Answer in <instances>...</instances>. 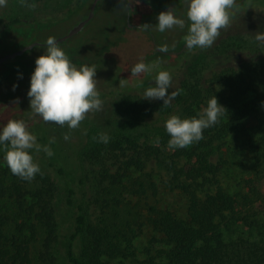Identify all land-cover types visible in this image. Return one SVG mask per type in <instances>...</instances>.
Here are the masks:
<instances>
[{"label":"trees","instance_id":"obj_1","mask_svg":"<svg viewBox=\"0 0 264 264\" xmlns=\"http://www.w3.org/2000/svg\"><path fill=\"white\" fill-rule=\"evenodd\" d=\"M262 1L257 2L261 5ZM91 3L92 0H79L62 18L29 23L30 30L46 31L85 19ZM114 4L108 9L99 5L96 17L82 33L59 44L78 68L95 65L101 95H117L107 125L89 128L80 145L55 150L63 156L51 160L49 167L57 171L58 178H68L63 182L47 174L36 175L29 182L13 175L8 167L0 171V264H123L116 261L130 258L133 239L124 230L135 232L133 225H138V220H119V212L114 209V216L104 212L93 222L87 217L83 201L77 199L78 185L85 183L84 164L107 156L119 159L125 171L110 177L115 186L124 184L122 178L134 170L141 175L131 181L130 192L139 198H157L164 185L166 190H177L188 200L185 214L147 204L148 225L155 234L152 242H160L162 247L155 253L148 249V257L138 264H264V241L230 235L235 223L258 226L264 235V193L258 178L246 180L248 192L232 194L220 185L225 162L214 160L231 138H257L255 160L261 164L260 171L264 170V85L256 81L260 68L243 66L239 72L218 74L209 90L202 87L198 72L192 71L177 88L179 95L171 106L164 108L163 101L144 99L136 87L145 78H154L165 62L179 63L188 50L173 54L174 59L160 52L150 36L134 37L136 29L129 27L128 13L122 11L120 0ZM23 24L14 20L5 26L19 30ZM44 54L46 46H37L0 65V130L10 119L33 115L27 108V93L35 61ZM141 60L159 63L150 73L131 78V68ZM121 79H129L126 86L119 87ZM253 92L251 100H259L256 105L247 100ZM213 96L227 110L220 123L204 130L200 142L185 149H170L167 119L172 115L199 118L198 113ZM101 133L110 137L107 144L98 142ZM103 176L109 179L110 175L107 171ZM59 186L67 207L73 210L72 225L68 227L59 222L54 203ZM123 188L128 189L127 185ZM115 199V205L121 204L118 196ZM256 207L249 214V209ZM63 234L68 235L64 240ZM122 237L127 245L122 244Z\"/></svg>","mask_w":264,"mask_h":264},{"label":"rangeland","instance_id":"obj_2","mask_svg":"<svg viewBox=\"0 0 264 264\" xmlns=\"http://www.w3.org/2000/svg\"><path fill=\"white\" fill-rule=\"evenodd\" d=\"M78 1L27 0L28 3H35L37 5L35 10H31L30 8L22 6L20 0H7L6 6L0 7V32H3L0 36V58L34 42L46 43L50 36L57 39L66 35L81 20L73 23H65L51 30L34 32L30 30L31 25L29 23L62 18L67 10L75 6ZM104 1L100 5L105 9L115 5V0ZM182 1L184 0H140L139 4L141 3L145 6L146 9L143 10L144 12L148 10L165 11L170 8L172 9L174 5ZM257 1L261 2L262 0H248L246 4L241 5L240 9L233 16L231 26L227 30L221 31L220 37L211 48H194L192 51H188L182 60L176 64L170 61L165 62L166 65L160 71H167L172 76V87L168 89L169 95L180 87L182 80L192 71L198 72L196 74L201 80L202 87L205 90H209L215 82L216 75L219 74L220 76L223 73H230L231 71L239 72L243 66L249 67L256 65L260 68L259 75H256V81L264 85V46H261L260 43L255 41V34L264 33V6H261ZM187 7L188 5L174 10L177 18L185 19L186 22ZM143 11L140 12L145 15L146 13ZM158 15L159 13L154 16L147 15L144 18V22L142 19L137 21L143 22V25L149 22L150 25L156 26L158 24ZM14 20H20L24 23L22 26H19V30L5 26L6 23ZM187 24L184 29L177 27L164 33L152 30V34L155 37V44L158 48L167 45L169 51L165 54L171 55L175 59L176 56H173V54L179 52L185 46L183 37L187 34ZM22 29L26 30V32ZM21 31L23 33H20ZM141 32V30L136 29L133 36L144 38L143 35L145 36L146 34ZM173 45H175L174 49L172 47ZM155 77L152 79L145 78L136 87V91L144 96V91L148 87L155 86ZM221 87L222 81L220 79L219 89ZM254 95L255 93L253 92L247 100L256 105L259 100H251L254 98ZM116 96L115 94L101 95L100 98L103 100L102 110L90 113L88 118L82 122L80 128L75 131H70L66 127L62 128L52 123L46 124L42 119L34 115L16 119L24 120L29 126V131L37 136V142L41 145L50 146L54 152L52 157H48L43 151L39 153L35 150L30 151L34 162L38 163L41 169V173L37 175L47 174L52 179H55V181H65L67 177L64 179L58 178L56 175L57 171L49 167L51 160H59L63 156V153L55 152V150L57 148L61 149L62 147L68 148L71 145H80V139L89 128L95 125L106 126L109 119L108 115L111 113L113 104L117 100ZM27 108L31 110L30 106H27ZM65 134L70 136V139L67 141L63 138ZM51 138H55V143L49 145ZM257 149V138L254 141H250L243 136L231 138L227 145L214 157L215 161L222 160L225 162V168L219 176L220 185L232 194L248 192L249 188L246 186V180L249 178H258V186L262 193H264V170L260 171L261 164L258 163L257 165V161L255 160ZM4 155L5 152L0 147V171H5L8 167L4 160ZM262 166L264 167V164ZM107 171L108 175H110L109 179H104L103 175ZM83 173L85 183L81 186L77 184V199L83 201L89 220L97 222L103 216L104 212H107L112 217L114 216L113 210L115 209L119 212V220L128 219L132 223L138 220L139 222L138 225H133L135 232L130 233L129 228L124 230L133 239L131 247L133 254L128 259H118L116 263L138 264V261H142L148 257V249L155 253L157 249L162 247L160 242H152L155 234L148 225L147 217L149 214L147 204H155L161 208H171L183 214L187 211L188 200L186 196L177 190L173 192L166 190L164 185H162L161 193L157 198H154V196L139 198L138 195L132 194L130 192L132 188L131 181L140 176V172L132 170L122 178L124 184L115 186L110 177L117 174L123 175L125 171L121 161L114 159L113 156H107L106 159L96 161V163L86 162ZM155 180L161 184V180L157 175H155ZM123 185H127L128 189L123 188ZM61 189L62 187L59 186L54 203L59 222L64 223L62 225L63 227H68L72 225L73 210L71 207H67L66 196ZM150 194L152 195L153 192ZM115 196H118L122 201L118 206L115 205ZM255 210H257V207L254 210L249 209V214H253ZM141 215L143 218L138 217ZM230 232L231 234H229L232 237L245 236L250 237L253 241H264V235L261 234L262 229L258 226L248 227L244 223H235L231 226ZM66 236L68 235L63 234L62 240ZM122 239V244L127 245L126 238L122 237ZM54 252L56 251L54 250ZM35 264L41 263L36 262Z\"/></svg>","mask_w":264,"mask_h":264},{"label":"clouds","instance_id":"obj_3","mask_svg":"<svg viewBox=\"0 0 264 264\" xmlns=\"http://www.w3.org/2000/svg\"><path fill=\"white\" fill-rule=\"evenodd\" d=\"M140 0H120L122 11L133 14L131 5ZM22 6L35 10V3L20 0ZM7 0H0V7L6 6ZM237 0H189L187 17V34L183 41L188 51L194 48L208 49L220 37L222 30H227L232 23L233 16L240 9ZM158 24L140 26L142 31H158L164 33L174 28L184 29L185 19L177 18L173 9L161 12ZM255 41L264 46V33L255 34ZM173 49L175 45L172 46ZM159 51L167 53V45L159 47ZM159 63L146 64L142 60L131 68V78L150 73ZM35 70L31 76L30 99L31 113L42 119L44 123H52L70 131L80 128L90 113L99 112L103 108L101 93L97 89L96 67L87 65L78 68L64 50L61 49L55 37L50 36L46 41V54L35 61ZM128 80L121 79L119 87H124ZM155 86L144 91L146 100H163L164 108L171 106L172 101L179 95L178 91L168 94L172 87V76L167 71H160L155 77ZM15 89V86H14ZM227 110L218 103L216 96L208 100L207 106L198 113L199 118L182 119L172 115L165 122V129L170 136V149H185L204 139L203 132L220 123V118ZM64 140L70 139L68 134ZM94 140L96 137L93 138ZM110 137L101 133L98 142L107 144ZM55 143V138L49 140V145ZM159 143V138H157ZM0 147L5 152L4 160L11 173L22 180L33 181L41 173L38 163L30 155V151H43L48 157L54 155L48 145L37 142V136L29 131L24 120L10 119L0 130Z\"/></svg>","mask_w":264,"mask_h":264},{"label":"water","instance_id":"obj_4","mask_svg":"<svg viewBox=\"0 0 264 264\" xmlns=\"http://www.w3.org/2000/svg\"><path fill=\"white\" fill-rule=\"evenodd\" d=\"M99 1L100 0H94L93 4L91 6V9H90V13H89L87 18L81 20L78 24H76L66 35L61 36V37L56 39L58 44L64 43V42L70 40L71 38L75 37L76 35L80 34L82 31H84L86 26L96 17V10H97V6H98ZM128 24L130 27H134V25L130 21V15H129V19H128ZM37 46H46V43L34 42V43H31L30 45H28V46H26L20 50H17L13 53L4 55L3 57L0 58V65L4 64L8 60H14L17 57L23 56L26 52L33 50ZM186 48L187 47L185 45L184 48L177 53L184 52ZM158 50H159V48H158Z\"/></svg>","mask_w":264,"mask_h":264},{"label":"flooded vegetation","instance_id":"obj_5","mask_svg":"<svg viewBox=\"0 0 264 264\" xmlns=\"http://www.w3.org/2000/svg\"><path fill=\"white\" fill-rule=\"evenodd\" d=\"M104 0H100L99 1V3H98V6H97V9L99 8V5H100V3L101 2H103ZM248 0H237V3L238 4H240V5H243V4H246V2H247ZM93 2H94V0H92V3H91V6H92V4H93ZM188 3H189V0H184V1H182V2H180V3H178L177 5H174V7L172 8L173 10H175V9H177V8H182L183 6L185 7V6H187L188 5ZM260 4V3H259ZM261 6H264V2L263 3H261ZM131 8H132V10H133V14L132 15H130V21H131V23L134 25V27H130V28H132V29H139L140 30V26L141 25H143V22H144V18H145V16H154L155 14H160L161 12H164V11H158V10H148V11H143L144 9H146L145 8V6L144 5H142L141 3L139 4H136V3H133L132 5H131ZM142 9V10H141ZM140 11H143L144 13H146L145 15L143 14V13H141ZM165 11H167V10H165ZM96 14H97V10H96ZM128 19H129V15H128ZM128 19H127V21H128ZM139 19H142L143 20V22H138L137 20H139ZM147 24H149V22H147ZM129 25V24H128ZM142 31V30H141ZM143 33H145L146 35H148V36H150L152 39H154V42H155V37L153 36V34H152V30H149V31H147V32H145V31H142ZM156 45V44H155ZM156 47H157V49H158V46L156 45ZM187 50V48L185 49V51Z\"/></svg>","mask_w":264,"mask_h":264}]
</instances>
